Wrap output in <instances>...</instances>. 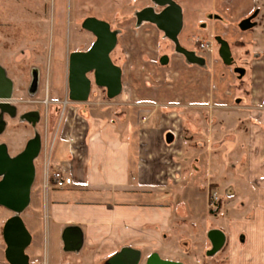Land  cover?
<instances>
[{"label":"crops","instance_id":"obj_1","mask_svg":"<svg viewBox=\"0 0 264 264\" xmlns=\"http://www.w3.org/2000/svg\"><path fill=\"white\" fill-rule=\"evenodd\" d=\"M173 1L182 12L179 45L139 20L146 8L163 10L153 0H55L56 28L65 18L71 31L97 18L117 32L111 58L122 70V91L106 103L99 94L97 106L84 110L66 102L64 44L55 66L48 64L35 208L31 222L24 220L47 264L66 257L147 264L154 253L183 264H221L224 250L223 264H264V0ZM162 38L169 41L163 47ZM211 39L214 48L198 47ZM219 39L229 45L231 63L221 57ZM34 112L39 123L42 112ZM59 170L71 184L56 185ZM211 188L238 195L220 200L218 219L208 214ZM213 231L224 235L217 251ZM49 236L56 244L61 238L63 252L54 246L48 258L42 250ZM208 240L211 249L202 245Z\"/></svg>","mask_w":264,"mask_h":264},{"label":"rangeland","instance_id":"obj_2","mask_svg":"<svg viewBox=\"0 0 264 264\" xmlns=\"http://www.w3.org/2000/svg\"><path fill=\"white\" fill-rule=\"evenodd\" d=\"M54 4L55 0H0V63L7 69L8 75L14 80L15 99H23L24 101L35 99H42V101L45 100L47 92L46 76L48 73V64L50 65L51 63L52 67L55 66V52L59 50V47L64 44L65 50L67 51L63 58L64 73L67 75L70 53L75 49L87 50L95 41V36L85 30L82 23H74L75 25L72 24L74 29L71 31L69 20H66L65 18L61 21V26H63V28H56L54 25L55 20L53 19ZM63 31L64 35H59V33ZM168 43L169 41L167 42L165 38L160 40L162 47ZM206 43H208V48L210 49L217 45V42L214 39L206 41ZM198 47L200 48V41ZM33 74L40 75L38 91L36 92L33 90V92L30 91ZM106 93L107 91L105 88L98 87L93 82L89 98L92 105H87L90 100L85 103H73L79 104L84 110H90L91 107L94 108L97 106L94 102H96V98L99 94H102L105 103L112 101L107 98ZM46 107L47 104H45L44 101L41 104H20L18 105L19 112L15 119L6 117L7 127L5 132L0 135V142L5 143L8 146L11 156H15L20 153L25 148L28 140L43 129V125L46 121V116L44 114V109ZM105 107L110 109L112 106L106 105ZM35 109H40L42 112L41 121L36 123V125L33 126V124L27 119L20 118L22 113ZM57 119L58 118H56V120ZM56 120L54 121L55 124L58 122ZM36 164H38V159L35 161V165ZM209 193L208 214L214 215L216 219L219 218L220 213L222 212L221 204H225V202L230 199H238V195H235L234 193L226 196L224 194H218L217 191H213L212 188L209 190ZM212 199L215 203V207H211ZM220 200H222V203ZM34 208V202H32L31 194L30 205L21 215L27 222H31ZM39 213L42 215L41 228L42 231H44L45 215L42 207L39 208ZM229 214L234 216L232 211ZM12 215L13 213L11 211L0 206V261H2V263L6 262V264L9 263L5 258L4 252L6 244L3 240L2 229L5 221ZM198 225L202 226L200 223ZM194 229L196 231L200 229L202 230V228ZM188 234L192 235V233ZM183 235L185 238L187 237L186 233H183ZM57 244L54 242L52 237L49 236L46 247H43L42 254H46V257L49 258L56 246H60V250L63 252V241H61V238L57 241ZM202 245L204 247L207 246L206 248L209 247L208 249H211L212 246L210 240H208V242H204ZM56 249L58 250V248ZM224 251H222L219 254L220 256H218V258L223 259L221 260V264L225 263L227 257ZM26 252L30 258L31 264H47V261L42 257V255H39L38 245L33 243V238ZM203 256L205 257V255ZM64 261L67 264L75 263L72 259H70V257L64 258L62 262L64 263Z\"/></svg>","mask_w":264,"mask_h":264},{"label":"water","instance_id":"obj_3","mask_svg":"<svg viewBox=\"0 0 264 264\" xmlns=\"http://www.w3.org/2000/svg\"><path fill=\"white\" fill-rule=\"evenodd\" d=\"M155 5L163 10L156 12L155 7H149L138 13L140 21H150L165 31L167 37L179 45L178 34L182 27V12L180 6L173 0H153ZM83 28L95 36L90 48L84 51H74L69 58V98L72 102L85 103L89 100L93 82L105 88L109 98L117 97L122 91V70L111 58L118 41L117 32L104 20L88 18ZM220 54L225 63H231L229 45L220 40ZM190 60L199 61L195 54L178 47ZM91 75V76H90ZM14 83L0 64V110L15 116L16 108L13 101ZM25 118L36 125L37 112L28 113ZM5 121L0 122V134L5 129ZM42 137L36 133L28 140L25 148L15 156H11L8 146L0 143V206L11 211L3 226L2 235L6 244L5 258L9 264H31L27 249L32 242L22 213L31 202L32 188L36 179L35 161L42 150ZM214 251L223 244L224 235L220 231L210 233ZM75 246V245H74ZM147 264H183L160 258L152 254Z\"/></svg>","mask_w":264,"mask_h":264},{"label":"flooded vegetation","instance_id":"obj_4","mask_svg":"<svg viewBox=\"0 0 264 264\" xmlns=\"http://www.w3.org/2000/svg\"><path fill=\"white\" fill-rule=\"evenodd\" d=\"M71 54V53H70ZM69 58H70V55H69ZM1 64V63H0ZM1 66L5 69V71H6V73H7V75H8V72H7V69L1 64ZM9 76V75H8ZM10 77V76H9ZM11 78V77H10ZM12 79V78H11ZM39 79H40V75H36V74H33L32 75V83H31V87H30V91L31 92H36V91H38V86H39ZM46 79H47V76H46ZM66 79H67V82H68V80H69V60H68V71H67V75H66ZM13 80V79H12ZM13 83H14V80H13ZM68 89H69V83H68ZM33 90V91H32ZM14 91H15V83H14ZM68 100L70 101L71 99L69 98V94H68V97L66 98V101L68 102ZM41 100H39V99H35V100H28V101H24L23 99H14V92H13V101L11 102V104L13 105V106H15V108H16V114H15V116H11L9 113H6V112H2L1 110H0V122L1 121H5L6 122V124H5V129H4V131L0 134V135H2L4 132H5V130H6V127H7V121H6V117H10V118H12V119H15L16 117H17V115H18V105H20V104H27V103H29V104H41V102H40ZM34 111H36V109L35 110H31V111H26V112H24V113H22V115H20L21 117V119H26L25 118V116L28 114V113H30V112H34ZM34 126V125H33ZM0 143H2V142H0Z\"/></svg>","mask_w":264,"mask_h":264},{"label":"built area","instance_id":"obj_5","mask_svg":"<svg viewBox=\"0 0 264 264\" xmlns=\"http://www.w3.org/2000/svg\"><path fill=\"white\" fill-rule=\"evenodd\" d=\"M208 47H209L208 43L200 40L201 49H207ZM53 178L55 179L57 186H62L64 184H71V181H72L70 177H65L64 172L60 170L53 172ZM211 207H215V203L213 199L211 201Z\"/></svg>","mask_w":264,"mask_h":264}]
</instances>
